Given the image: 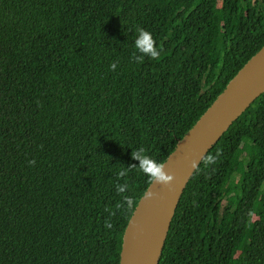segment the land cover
<instances>
[{
	"label": "trees",
	"instance_id": "trees-1",
	"mask_svg": "<svg viewBox=\"0 0 264 264\" xmlns=\"http://www.w3.org/2000/svg\"><path fill=\"white\" fill-rule=\"evenodd\" d=\"M140 29L159 56L136 63ZM263 46L264 0H0V264H119L152 181L119 175L131 152L162 165ZM158 264H264V93L193 173Z\"/></svg>",
	"mask_w": 264,
	"mask_h": 264
},
{
	"label": "water",
	"instance_id": "water-1",
	"mask_svg": "<svg viewBox=\"0 0 264 264\" xmlns=\"http://www.w3.org/2000/svg\"><path fill=\"white\" fill-rule=\"evenodd\" d=\"M264 93V46L177 141L162 163L165 182L151 181L124 229L119 264H158L180 197L208 151Z\"/></svg>",
	"mask_w": 264,
	"mask_h": 264
},
{
	"label": "clouds",
	"instance_id": "clouds-1",
	"mask_svg": "<svg viewBox=\"0 0 264 264\" xmlns=\"http://www.w3.org/2000/svg\"><path fill=\"white\" fill-rule=\"evenodd\" d=\"M155 42L153 40L152 34L146 30L140 29L134 40V47L137 54L132 56V60L136 63H141L144 57L158 58L159 50L154 46ZM115 63L110 65L111 69H115ZM131 157L133 160L138 161V166H129L128 168H122L119 172L120 176H125L130 168H138L145 176L154 182H165L166 177L163 172L162 165L153 160L149 155L145 154L143 148H137L131 152ZM211 158H209L210 161ZM34 163V161H29V164ZM128 188L127 184L117 185L116 191L119 193H124ZM124 202L127 206L131 207L134 203L131 197H125Z\"/></svg>",
	"mask_w": 264,
	"mask_h": 264
}]
</instances>
